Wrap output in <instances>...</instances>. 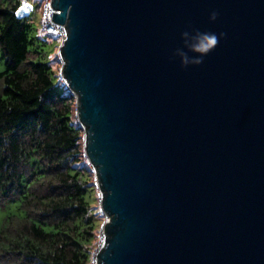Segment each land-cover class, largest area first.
Returning <instances> with one entry per match:
<instances>
[{"label":"water","instance_id":"95a60500","mask_svg":"<svg viewBox=\"0 0 264 264\" xmlns=\"http://www.w3.org/2000/svg\"><path fill=\"white\" fill-rule=\"evenodd\" d=\"M50 6L106 218L96 264H264V0ZM196 30L217 43L182 66Z\"/></svg>","mask_w":264,"mask_h":264},{"label":"trees","instance_id":"16d2710c","mask_svg":"<svg viewBox=\"0 0 264 264\" xmlns=\"http://www.w3.org/2000/svg\"><path fill=\"white\" fill-rule=\"evenodd\" d=\"M19 7L0 0V264H89L101 212L86 199L76 98Z\"/></svg>","mask_w":264,"mask_h":264},{"label":"rangeland","instance_id":"374dc122","mask_svg":"<svg viewBox=\"0 0 264 264\" xmlns=\"http://www.w3.org/2000/svg\"><path fill=\"white\" fill-rule=\"evenodd\" d=\"M18 15L19 16L27 15L28 18L32 22L33 32L31 34L33 35V37H38V38H40V40L46 41V43L43 46L46 61L49 64H51L52 68L57 72V74H59V78H60L61 61H60V57H59V47H60L62 39L57 38V37H48V36L41 33V30H42V25H41L42 1L41 0H30L28 2V4L20 3ZM4 69H5V60L2 58V53L0 50V72L3 71ZM60 81L62 82L61 78H60ZM56 89H58V87H56ZM77 122H78V119H77ZM83 136H84V134H83ZM84 158L87 160L86 156ZM87 166L89 168L87 170L89 172L88 174L91 175L92 183L90 185L91 191H88L86 193V199L90 203L91 207L94 208L95 213H100L101 211H100L99 203H100L101 194H100V191H99L98 186H97L95 171H94L93 167L89 164L88 160H87ZM1 213L2 212H0V219L3 216V214L1 215ZM105 221H106V218L101 213V216L98 217V225L100 226V228L97 232L98 245L102 240L101 226Z\"/></svg>","mask_w":264,"mask_h":264},{"label":"clouds","instance_id":"9594fccd","mask_svg":"<svg viewBox=\"0 0 264 264\" xmlns=\"http://www.w3.org/2000/svg\"><path fill=\"white\" fill-rule=\"evenodd\" d=\"M218 13L216 11H212L210 14V19L215 20ZM183 37L185 38L184 44L188 49L193 48V45L191 44V40L195 39L196 37H200V43L198 45H195V51L199 53V55L190 57L186 54V52L180 48L175 50V55L178 56L181 60L182 66H187L191 63H201L203 60V57L212 50L213 46L216 45L218 36L216 33L213 32H200L199 30H196L195 35L189 37V33L185 31L183 34ZM220 36H223V33L219 34Z\"/></svg>","mask_w":264,"mask_h":264},{"label":"built area","instance_id":"2783aa9c","mask_svg":"<svg viewBox=\"0 0 264 264\" xmlns=\"http://www.w3.org/2000/svg\"><path fill=\"white\" fill-rule=\"evenodd\" d=\"M20 3L28 4L30 0H19ZM42 1V34L48 37H57L62 39L61 43L65 38V31L63 25L57 24L52 20V13H56V10L52 9L50 6L51 0H41ZM63 83V80H62ZM102 240L99 243L96 250L93 252L89 264H96V252L99 248L102 247L103 244V231L101 232Z\"/></svg>","mask_w":264,"mask_h":264}]
</instances>
